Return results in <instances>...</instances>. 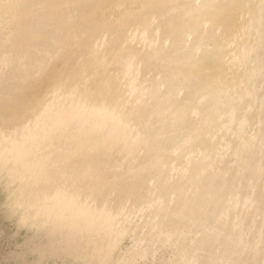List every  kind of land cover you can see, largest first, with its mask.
I'll return each mask as SVG.
<instances>
[{
    "label": "bare ground",
    "instance_id": "bare-ground-1",
    "mask_svg": "<svg viewBox=\"0 0 264 264\" xmlns=\"http://www.w3.org/2000/svg\"><path fill=\"white\" fill-rule=\"evenodd\" d=\"M251 5L0 0V67L6 69L0 114L13 115L0 117V133L42 138L59 126L86 132L91 122L61 116L100 105L103 118H118L109 128L129 132L125 147L96 136L36 164L46 165L53 179L75 175L82 199L120 217L127 228L122 243L144 253L145 264H264L263 248L242 250L237 238L257 209L245 213L244 223L236 217L253 183L240 173L235 153L249 155L253 175L261 136L251 150L243 138L256 117L250 115L245 130L228 120L249 103L238 94L236 59ZM37 181L21 182L33 200L42 198ZM257 185L254 197L264 203V179ZM259 232L264 220L251 231L263 241Z\"/></svg>",
    "mask_w": 264,
    "mask_h": 264
},
{
    "label": "rangeland",
    "instance_id": "rangeland-1",
    "mask_svg": "<svg viewBox=\"0 0 264 264\" xmlns=\"http://www.w3.org/2000/svg\"><path fill=\"white\" fill-rule=\"evenodd\" d=\"M249 1L252 11H249L247 30L242 38V55L236 59L242 69V87L238 94L249 103L243 115H233L228 120L239 123V129L245 130L250 115L256 117L251 131L243 138V143L251 150L254 141L261 136L257 170L253 175H248L252 167L249 155L241 149L235 153L237 168L253 183L252 192L240 198L244 207L237 213V220H242L238 224L244 223L248 210L257 209L252 222L239 226L237 238L242 241V250L247 244L259 250L264 249V240L261 241L259 235L252 236L251 231L255 222L264 220V203L254 197L259 189L257 181L264 179V0ZM1 73L6 74L3 65ZM82 108L67 109L61 117L64 122L74 117H78L79 122H91L86 132H79L76 127L59 126L42 138L36 135L14 138L0 133V264L146 263L144 253L128 249L122 243L127 228L120 217L82 199L76 188L81 181L75 175L53 179L46 165L36 164L60 149L89 145L96 136L108 142L119 140L125 147L129 140L126 127L112 129L107 126V123H115L117 116L103 118L100 105ZM0 117L13 115L1 112ZM35 178H38L42 197L37 200H33L26 186L21 185ZM229 209L223 212L229 213ZM259 233L264 238V233Z\"/></svg>",
    "mask_w": 264,
    "mask_h": 264
}]
</instances>
